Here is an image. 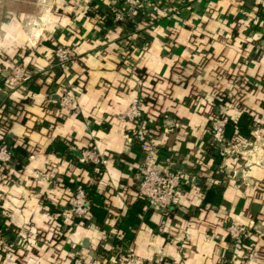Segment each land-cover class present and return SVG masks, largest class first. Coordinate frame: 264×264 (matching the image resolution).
<instances>
[{
  "label": "crops",
  "instance_id": "obj_1",
  "mask_svg": "<svg viewBox=\"0 0 264 264\" xmlns=\"http://www.w3.org/2000/svg\"><path fill=\"white\" fill-rule=\"evenodd\" d=\"M108 4L0 0L1 62L20 57L31 76L18 85L8 69L0 73V139L26 153L11 169L18 184L0 183V209L5 225L27 244L1 255L0 264H71L75 256L93 255L110 263L123 248L144 264H232L226 221L248 227L264 245V136L241 139L243 153L222 172L220 160L205 153L210 106L204 99L214 93L236 99L234 120L247 112L264 132V0H190L180 16L142 31L146 45L141 39L131 45L125 29L111 26ZM57 44H72L76 54L67 77L70 111L55 105L62 84L52 58ZM138 77L153 95L147 111L162 117L159 160L170 158L172 168L196 176L166 219L137 194L141 153L128 140L132 125L120 120ZM58 146L77 158L93 148L108 160L88 172ZM66 180L95 187L105 211L101 222L89 214L85 224L72 225ZM135 209L126 232L121 225ZM255 264L264 262L255 258Z\"/></svg>",
  "mask_w": 264,
  "mask_h": 264
},
{
  "label": "built area",
  "instance_id": "obj_2",
  "mask_svg": "<svg viewBox=\"0 0 264 264\" xmlns=\"http://www.w3.org/2000/svg\"><path fill=\"white\" fill-rule=\"evenodd\" d=\"M188 1L190 0H109L106 18L111 22V26H119L125 29L124 37L131 45H134L137 39L143 40L142 45H146L149 42V36L143 37L142 31L145 32L150 29L162 18L180 16L183 10L187 8ZM52 58L55 65L62 72V84L58 87L57 94L59 98L55 105L60 110L70 111L74 105V96L72 93L73 85L68 81L67 77L69 76L71 65L76 61L74 46L72 44L55 45L52 51ZM1 60L3 58L0 55V73L1 70L8 69L10 78L18 85L29 81L30 73L20 57H9L6 61L7 68H4ZM136 84L137 94L131 99L129 106L123 115L120 116V120L132 125L131 135L128 140L135 143L141 153V162L137 165L139 176L137 194L153 213L166 219L171 209L177 205L184 185L191 188L196 185V176L182 167L172 168L173 163L170 158L159 160L157 139L158 129H160L159 122L162 117H157L147 111L153 95L149 88L143 90L144 85L141 77H138ZM211 109L212 114L210 116L212 117L209 116L208 121L211 134L205 143V153H208L210 158L219 159L221 162L220 169L222 172H226L228 162L236 160L238 155L243 153L242 150L237 149V142L228 139L225 135L227 120H234L238 111L237 101L234 98L225 100L220 96H216L212 99ZM230 111L234 114H230ZM250 132L252 140L260 139V137L264 136V132L254 125L250 128ZM11 146L8 142L0 143V183L17 185V179L6 173L7 167L13 165L14 155ZM80 154L81 159L92 163L95 169L104 166L108 160L107 157L93 148L84 149ZM210 177H212L211 174ZM66 210L72 218L79 219V221H74L73 226L80 225V220L87 219L89 202L84 186L78 181H74V186L70 189ZM223 229L235 251V259L232 264H255L256 254L249 252L252 248L245 243L252 238L250 229L234 221H226L223 224ZM26 248V241L20 231L3 233L0 230L1 252H18L26 250ZM123 249L118 252L119 257L117 260H122L119 261L120 264H144L143 261L136 258L130 248ZM119 263L113 261V259L109 263L108 259L97 255L91 256L88 261H83L76 256L71 259V264Z\"/></svg>",
  "mask_w": 264,
  "mask_h": 264
},
{
  "label": "trees",
  "instance_id": "obj_3",
  "mask_svg": "<svg viewBox=\"0 0 264 264\" xmlns=\"http://www.w3.org/2000/svg\"><path fill=\"white\" fill-rule=\"evenodd\" d=\"M3 66H4V68L8 67L7 64H3ZM6 82H8V80H6ZM223 99L226 100V97H223ZM255 122H256L255 116H253L252 114H249L247 112H244V113L240 114V117L236 121L235 120H227L225 135L228 139L236 141V142L242 141L244 139H249L251 136L250 128L252 127V125H254ZM3 142H7V140L5 139V136L3 139H0V143H3ZM11 147L13 149V155H14L13 156V165L8 166L6 169L7 171L5 170L7 175H11V174L13 175V170H11V169L15 168V164H16L15 161L16 162L17 161L18 162L23 161V158L26 155L25 151L22 150L20 147H15L13 145ZM58 151H59L60 155L64 154L65 158H67L70 161H74L76 166L81 168V169L87 170L88 172L92 171L93 168L95 169V167L92 163L85 162L81 158H77L76 156H74V154L71 151L66 150V147H64V146H62V147L58 146ZM216 160H218V159H215V161ZM97 169H100V168H97ZM95 172H97V170ZM77 181L84 186L86 197H87V200L89 202V214L93 215L95 217L96 221L101 222L104 218L105 211H104V206L102 205L101 199L99 197L100 195L98 193H96L94 186H90V185L88 186L81 180H77ZM64 182L67 183L68 186H70V189L72 188V186H74L73 181L70 182L69 180H66ZM135 212H136V209L133 212L131 211L128 215V218L124 222V225H121L125 229L126 232H127L128 224H130L134 221L133 217H134ZM2 216L3 215L1 214V209H0V230L3 233H11V232L16 231V230L10 229V227L5 225L4 217H2ZM73 220L79 221V219H77V218L76 219L73 218ZM86 221H87V219L80 220L81 224H85ZM245 243L250 248H252L254 250V253L256 254V258H259L260 260H263V262H264V245L258 244L257 240L256 239L252 240V238H250V240H247ZM116 252H118V249H116ZM3 254H5V253L0 251V256ZM104 254L107 255L108 251H106V253H104ZM98 255H103V254H98Z\"/></svg>",
  "mask_w": 264,
  "mask_h": 264
},
{
  "label": "rangeland",
  "instance_id": "obj_4",
  "mask_svg": "<svg viewBox=\"0 0 264 264\" xmlns=\"http://www.w3.org/2000/svg\"><path fill=\"white\" fill-rule=\"evenodd\" d=\"M216 96H220L221 98H223V97H226V99H229V98H227V96L226 95H224V93H214L212 96H210V97H206L205 99H204V104L206 103L207 105H209L210 106V110H209V113H208V115H206V121H209V118L210 117H212V116H210L211 114H212V109H211V103H212V99L214 98V97H216ZM201 111V110H200ZM230 114H232V113H230ZM226 115H227V113H226ZM210 116V117H209ZM223 116V115H222ZM166 120V119H165ZM208 127V126H207ZM208 131H209V135L211 134L210 133V129H209V127H208ZM209 137V136H208ZM236 145H237V149H240V151L242 150V151H244V149H243V147L241 146V145H243L242 143H241V141L240 142H237L236 143ZM242 147V148H241ZM238 157H239V155H238ZM237 157V158H238ZM233 161H235V160H233ZM231 162L232 161H230V162H228V165H230L231 164ZM226 163H227V161H226ZM251 231V230H250ZM251 234H252V236H253V233H252V231H251ZM249 252H254V250L253 249H251V250H249ZM19 253H21V252H19ZM138 259V258H137ZM138 260H140V259H138ZM113 261H116V262H118L119 263V261H122V260H116V259H113ZM120 264V263H119ZM148 264V263H147Z\"/></svg>",
  "mask_w": 264,
  "mask_h": 264
},
{
  "label": "water",
  "instance_id": "obj_5",
  "mask_svg": "<svg viewBox=\"0 0 264 264\" xmlns=\"http://www.w3.org/2000/svg\"><path fill=\"white\" fill-rule=\"evenodd\" d=\"M81 156V155H80Z\"/></svg>",
  "mask_w": 264,
  "mask_h": 264
}]
</instances>
